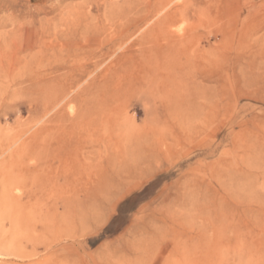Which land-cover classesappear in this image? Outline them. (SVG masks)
Segmentation results:
<instances>
[{
	"label": "rangeland",
	"instance_id": "1",
	"mask_svg": "<svg viewBox=\"0 0 264 264\" xmlns=\"http://www.w3.org/2000/svg\"><path fill=\"white\" fill-rule=\"evenodd\" d=\"M0 264H264V0H0Z\"/></svg>",
	"mask_w": 264,
	"mask_h": 264
},
{
	"label": "bare ground",
	"instance_id": "2",
	"mask_svg": "<svg viewBox=\"0 0 264 264\" xmlns=\"http://www.w3.org/2000/svg\"><path fill=\"white\" fill-rule=\"evenodd\" d=\"M153 13V14H152ZM157 12L155 11H152L151 14L154 15L156 14ZM185 13L184 9L183 10H180L179 8H175L174 11L168 13V15H164L162 18V20L160 19V21L158 20V27L157 30L154 32V26H150V29H149V34L150 35H154L156 36L155 39L158 40L160 39V37L165 40L166 44L164 47H166L168 49V52L171 53L172 51V46L170 43H174L177 39H179L175 33L170 29V26H171V20L169 19H172L176 16V14L178 15H183ZM148 19V17H147ZM129 34V33H128ZM148 34V35H149ZM147 35V37H148ZM150 38V37H149ZM144 42V41H143ZM166 51H164L163 53H165ZM156 53V52H155Z\"/></svg>",
	"mask_w": 264,
	"mask_h": 264
}]
</instances>
